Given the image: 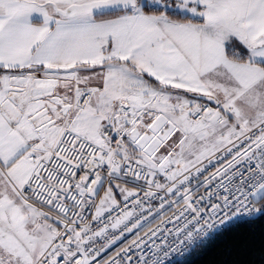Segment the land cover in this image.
<instances>
[{
    "label": "snow or ice",
    "instance_id": "6c2138e0",
    "mask_svg": "<svg viewBox=\"0 0 264 264\" xmlns=\"http://www.w3.org/2000/svg\"><path fill=\"white\" fill-rule=\"evenodd\" d=\"M244 217L264 0H0V264H169Z\"/></svg>",
    "mask_w": 264,
    "mask_h": 264
},
{
    "label": "trees",
    "instance_id": "16d2710c",
    "mask_svg": "<svg viewBox=\"0 0 264 264\" xmlns=\"http://www.w3.org/2000/svg\"><path fill=\"white\" fill-rule=\"evenodd\" d=\"M262 232L264 217L238 222L176 264H242L244 260L253 258L245 252L243 245L253 240L258 245Z\"/></svg>",
    "mask_w": 264,
    "mask_h": 264
},
{
    "label": "built area",
    "instance_id": "2783aa9c",
    "mask_svg": "<svg viewBox=\"0 0 264 264\" xmlns=\"http://www.w3.org/2000/svg\"><path fill=\"white\" fill-rule=\"evenodd\" d=\"M248 219L247 217H244V218H240V219H237V220H234L232 221L226 228L224 229H221L219 232L217 233H214L213 235H211L202 245L206 244L207 242H209L211 239H213L215 236H217L218 234L226 231L229 226L231 225H234L240 221H243V220H246ZM201 245V246H202ZM200 247V246H199ZM198 248V247H197ZM196 249V248H195ZM195 249H193L192 251L188 252V253H185L183 255H176V256H173L170 258V261H169V264H176V263H179L180 261L184 260L185 258H187Z\"/></svg>",
    "mask_w": 264,
    "mask_h": 264
},
{
    "label": "bare ground",
    "instance_id": "6f19581e",
    "mask_svg": "<svg viewBox=\"0 0 264 264\" xmlns=\"http://www.w3.org/2000/svg\"><path fill=\"white\" fill-rule=\"evenodd\" d=\"M247 220V219H246ZM244 221V220H243ZM241 222V221H240ZM237 224V223H236ZM186 259V258H185Z\"/></svg>",
    "mask_w": 264,
    "mask_h": 264
}]
</instances>
